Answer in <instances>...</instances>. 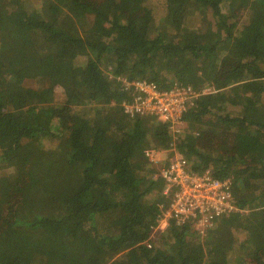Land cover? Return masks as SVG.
<instances>
[{"label": "trees", "instance_id": "16d2710c", "mask_svg": "<svg viewBox=\"0 0 264 264\" xmlns=\"http://www.w3.org/2000/svg\"><path fill=\"white\" fill-rule=\"evenodd\" d=\"M126 80L202 93L182 134ZM172 143L236 209L153 240ZM0 264H264V0H0Z\"/></svg>", "mask_w": 264, "mask_h": 264}, {"label": "built area", "instance_id": "2783aa9c", "mask_svg": "<svg viewBox=\"0 0 264 264\" xmlns=\"http://www.w3.org/2000/svg\"><path fill=\"white\" fill-rule=\"evenodd\" d=\"M125 87L134 95L131 103L124 104L125 111L131 116L151 115L168 122L175 138L182 134L185 126L184 113L202 94L192 86L180 83L161 89L147 80H126ZM145 154L157 169L154 177L163 179L164 192L170 198L151 235L153 240L157 233L170 226L172 220L178 226L191 225L205 235L219 216L236 209L232 180L217 178L210 170L194 171L175 143L166 150L146 149Z\"/></svg>", "mask_w": 264, "mask_h": 264}, {"label": "rangeland", "instance_id": "374dc122", "mask_svg": "<svg viewBox=\"0 0 264 264\" xmlns=\"http://www.w3.org/2000/svg\"><path fill=\"white\" fill-rule=\"evenodd\" d=\"M64 100V97H63V94H62V92H61V90H58L57 91V94H56V101L57 102H62ZM160 218H158V220H159ZM162 225H164V223H161ZM199 233H200V231H199ZM200 234H202V233H200ZM202 235H204V234H202ZM158 233L156 234V240H157V238H158Z\"/></svg>", "mask_w": 264, "mask_h": 264}, {"label": "clouds", "instance_id": "9594fccd", "mask_svg": "<svg viewBox=\"0 0 264 264\" xmlns=\"http://www.w3.org/2000/svg\"><path fill=\"white\" fill-rule=\"evenodd\" d=\"M186 113V112H185ZM184 113V114H185ZM184 118V117H183ZM184 122H185V126L184 127H186L187 126V123H186V121L184 120ZM184 127H183V129H184ZM154 167V166H153ZM155 168V167H154ZM156 169V168H155ZM157 170V169H156Z\"/></svg>", "mask_w": 264, "mask_h": 264}]
</instances>
